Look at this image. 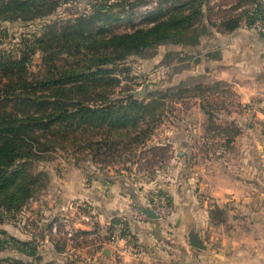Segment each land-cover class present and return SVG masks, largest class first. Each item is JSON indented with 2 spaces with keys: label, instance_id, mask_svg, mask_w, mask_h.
Listing matches in <instances>:
<instances>
[{
  "label": "rangeland",
  "instance_id": "374dc122",
  "mask_svg": "<svg viewBox=\"0 0 264 264\" xmlns=\"http://www.w3.org/2000/svg\"><path fill=\"white\" fill-rule=\"evenodd\" d=\"M109 1L69 0L48 20L73 19ZM258 2L204 0V18L190 38L110 66L120 79L112 100L156 97L154 117L120 129L125 135L105 148L96 128L89 155L57 150L34 164L43 175L40 188L18 210H0V264H95L115 224L124 221L131 230L150 224L148 213L138 222L132 211L158 206L159 227L174 217L194 221L193 235L210 254L264 260L255 252L264 248V0ZM156 6L153 0L136 7L132 18L122 14L112 27L144 25ZM46 22L0 19V53L18 55ZM28 64L38 72L41 52ZM118 201L125 211L109 220L104 211ZM14 239L32 243L36 256Z\"/></svg>",
  "mask_w": 264,
  "mask_h": 264
},
{
  "label": "trees",
  "instance_id": "16d2710c",
  "mask_svg": "<svg viewBox=\"0 0 264 264\" xmlns=\"http://www.w3.org/2000/svg\"><path fill=\"white\" fill-rule=\"evenodd\" d=\"M151 1L110 0L92 4L90 13L51 21L48 18L69 0H0L2 20H47L18 55L0 53V210H18L34 196L43 175L32 168L49 154L71 150L89 155L96 128L102 130L100 145L105 148L125 135L120 129L155 115L160 103L156 97L148 102L133 96L112 100L111 88L120 79L110 66L144 55L160 43L190 38L204 18V0H157L144 25L124 32L112 27L122 14L132 18L136 7ZM262 7L258 2L256 12ZM232 22L231 28L238 20ZM36 52H41L43 64L33 72L28 63ZM124 233L137 243L127 224ZM12 242L36 256L32 243Z\"/></svg>",
  "mask_w": 264,
  "mask_h": 264
},
{
  "label": "crops",
  "instance_id": "0c3cea01",
  "mask_svg": "<svg viewBox=\"0 0 264 264\" xmlns=\"http://www.w3.org/2000/svg\"><path fill=\"white\" fill-rule=\"evenodd\" d=\"M258 72H260V69ZM133 201L140 205L136 195L135 199L133 197ZM104 202L106 203V201ZM125 204L118 201L113 204L116 209L108 210L109 205L104 211L106 217L112 220L113 216H116L119 212H124L125 208L123 207ZM174 218L171 224L169 220L167 224L161 225V227H159L160 220L158 218H151L152 222L150 224H135L132 226V234L140 245L137 256H132L124 251L123 242L111 243L108 242L107 236L104 237L103 243L107 244L102 249L103 257L96 258L93 262L95 264H209L210 258H212L215 262L219 260L220 264H264V260H257L256 258L254 260L246 258L245 261H242L241 258L237 260L236 258L230 259L227 254H223V256H221V253L210 254L206 244L202 243L198 236L193 235L194 228L198 226L197 223L192 220L185 223L182 219L174 220ZM192 236H195L201 242V247L192 245ZM25 239L31 240L32 233L28 234L26 232ZM238 248L237 245V250ZM249 248L246 247L245 250H248V252L245 251L246 254H249L252 250ZM255 252L259 257L258 259L264 256V248Z\"/></svg>",
  "mask_w": 264,
  "mask_h": 264
},
{
  "label": "built area",
  "instance_id": "2783aa9c",
  "mask_svg": "<svg viewBox=\"0 0 264 264\" xmlns=\"http://www.w3.org/2000/svg\"><path fill=\"white\" fill-rule=\"evenodd\" d=\"M159 208L160 207L158 206V209ZM158 209H155V211L153 210V212L157 215L158 219H162L161 217L163 216H161V214L157 211ZM132 214H133V218L138 222H146V220L148 219L147 212L141 209H134L132 211ZM115 225L116 226L114 227V229H112V231L109 234V238H110L109 241L111 243L123 242L124 251L128 252L132 256H137L139 253V246H138L139 244L137 245L138 242L136 243L135 241H133L130 235L124 233L126 229V223H124L123 221Z\"/></svg>",
  "mask_w": 264,
  "mask_h": 264
},
{
  "label": "water",
  "instance_id": "95a60500",
  "mask_svg": "<svg viewBox=\"0 0 264 264\" xmlns=\"http://www.w3.org/2000/svg\"><path fill=\"white\" fill-rule=\"evenodd\" d=\"M144 211H146L151 216V218L157 219V215L153 212L152 209L145 208ZM191 242H192V245H194L196 247L202 246L201 242L195 236H192Z\"/></svg>",
  "mask_w": 264,
  "mask_h": 264
}]
</instances>
